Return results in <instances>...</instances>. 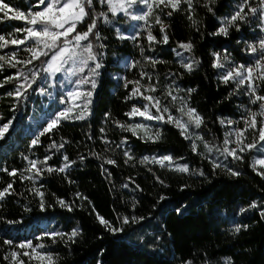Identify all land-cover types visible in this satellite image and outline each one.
<instances>
[{
    "label": "trees",
    "instance_id": "16d2710c",
    "mask_svg": "<svg viewBox=\"0 0 264 264\" xmlns=\"http://www.w3.org/2000/svg\"><path fill=\"white\" fill-rule=\"evenodd\" d=\"M47 1L0 0V264L26 241L49 264H264V175L251 165L255 152L233 154L225 143L222 121L239 118L240 99L213 65L222 55L252 64L259 0L157 5L131 37L128 14L81 0L68 33L27 45L28 21L6 8L28 15ZM240 3L243 17L220 32L218 18ZM78 34L92 60L75 114L33 143L38 115L55 104L44 64ZM135 83L196 147L173 121L152 123L150 138L132 131ZM254 87L264 114V84L255 78ZM17 264L34 263L20 253Z\"/></svg>",
    "mask_w": 264,
    "mask_h": 264
},
{
    "label": "rangeland",
    "instance_id": "374dc122",
    "mask_svg": "<svg viewBox=\"0 0 264 264\" xmlns=\"http://www.w3.org/2000/svg\"><path fill=\"white\" fill-rule=\"evenodd\" d=\"M174 1L176 0H102L112 13L128 14L133 19L131 34H126V37H131L133 31L141 25L148 9L157 5L166 6ZM80 2L81 0H48L40 10L30 12L28 15L17 13L9 8L6 10L28 21L29 26L24 38L27 45H33L40 42H52L55 38L68 33L74 23L82 17ZM241 6L240 3L238 11L232 17L218 18L220 32H224L225 26L236 16L243 17L240 12ZM256 11L259 35L256 42L248 46L254 54L252 64L235 65L228 57L222 55L214 57L213 65L220 73V79L231 81L234 96L240 99L234 105L240 111L239 118H228L222 121L225 143L233 154L243 149H251L255 152L250 159L251 165L264 175V140H261L264 133V114L255 105L257 95L254 87L255 78L264 84V0H259ZM91 60L83 35L78 34L45 62L44 71L46 89H48L46 95L48 100L54 101L55 104L52 109L46 107L38 115L31 142L34 143L42 131L52 127L61 117L75 114L74 109L79 103L83 84L89 80ZM54 84H57L59 88L58 96L54 94ZM128 97L133 103L127 116L132 122L131 129L135 134L150 138L153 131L152 123L173 121L183 131L189 143L193 147L197 146V141L190 135L180 119H175L159 109L147 86L133 84ZM155 161L161 166L172 168L178 166L167 157H158ZM37 194L39 195V192ZM43 234L51 235L45 232ZM20 253L34 264H49L52 260L49 253L38 250L35 245L26 241L18 244V250H11V264L19 263Z\"/></svg>",
    "mask_w": 264,
    "mask_h": 264
}]
</instances>
